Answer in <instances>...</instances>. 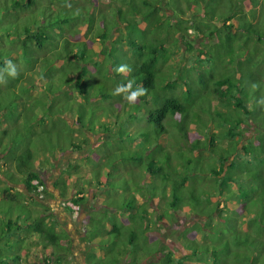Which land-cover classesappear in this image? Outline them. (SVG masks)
Wrapping results in <instances>:
<instances>
[{"label": "trees", "instance_id": "16d2710c", "mask_svg": "<svg viewBox=\"0 0 264 264\" xmlns=\"http://www.w3.org/2000/svg\"><path fill=\"white\" fill-rule=\"evenodd\" d=\"M98 1L100 0H0L2 12L0 19L5 18V13H8L9 10L16 11L15 14L21 16L20 22L24 19L28 20L29 26H17L11 29V32L14 33L7 35L15 36L12 38L16 39V44L21 45L20 49L24 55L29 51L44 53L42 58L31 56L32 63L29 67L31 70L37 69L36 73L40 77L48 78L47 80L50 82L47 83L55 80L56 85L58 84L57 89L63 85H70L73 86L76 95L85 102H88L90 98H95L101 103L103 100L108 102L112 100L109 91L111 86L117 87L121 84L131 83L133 90L138 87L146 89L144 95L139 96L132 104L124 99V94L116 95L117 102L110 104V116L114 119L113 127L110 130V139H112L111 134L113 133L120 138L121 142H131L132 145H135V149H138L142 142H139L138 137L134 135L128 138L124 136V128L119 125L121 120L115 118L117 110L130 111L128 115H125L128 124L138 125L142 122L156 136L169 133L173 127L178 131L177 137L172 139L175 143L173 154H171L172 158H169L168 155L169 157L166 159L168 161L156 169L153 167L154 162L151 161L146 169L141 170L146 177L145 181H149L145 185L150 187V190L145 192V188H137L134 191L135 196L132 195L131 200L127 202L125 196L122 197L121 204L117 202L119 206L116 209V214L120 212L126 224L122 222V218L121 220L110 219V236H118L117 241L124 240L125 243L127 242L126 244L136 248L137 251L134 253L133 259L129 258L130 262L133 261L128 264H138V262L141 264L142 259L146 258L151 261L150 258L157 254H160L158 262H149L148 264H264V128H262L264 124L256 125L254 129L252 128L253 125H250L252 123L251 116L258 120L261 117L258 114L263 112L258 111V113L252 114L251 109L247 106L250 100L246 96L248 83L253 80L256 81L258 74L247 73L248 63L241 62L238 63L236 69L231 68L234 71L232 74L223 76L214 73L215 75H213V67L210 63L213 57L205 56L207 53L204 51L208 43L214 39V43L217 44L221 38L227 41L232 40V37L239 36L241 31L247 35L248 28L253 27L249 21L256 22V18H248V14L259 10L258 19L262 18L260 17L262 12L260 4H263L264 0H109L112 9L110 8L111 5L106 6L105 9L110 8V13L112 12L116 19L110 25L112 24L116 31L125 35L126 44L137 54L136 58L132 62L130 61L126 70L122 72L116 71L121 65H115L120 61L117 57H122L116 56V49L119 45V41L115 39L117 35L114 32L111 35L110 32V44L106 43L107 33L105 29L108 24L106 19L108 13L98 8ZM23 10L25 12H22ZM69 13L75 14L77 22L74 21L73 28L68 29V33L61 36L58 41L50 31L60 30L61 33H64L65 28L63 26L69 24L70 18H72L69 17ZM59 14H62V17H58ZM16 19L18 20V18ZM96 20L103 24L97 27L95 25ZM255 26L258 27L257 24ZM110 31L112 30L110 29ZM160 36L166 41L170 39L173 43L174 41L178 42L187 50L194 51L197 55L196 58L201 59L199 61L209 64L210 71L206 73L194 67L190 73L192 67H188L186 73L182 75L180 71L178 74L175 73L180 69L176 67L174 70L172 69L174 73H171V77L175 81L166 83L164 81L158 87L157 67L163 69L168 59H171V56H165L168 50H165L167 44L160 39ZM254 36L257 42L261 40V34L258 33ZM239 39L243 42L244 48L252 42L249 36ZM87 40H91L92 43L95 41L97 45L94 43L93 46L88 45ZM197 40L200 41L199 44H196ZM60 41L67 47L66 55L61 56L58 53L59 56H50L56 55ZM77 43L84 46L86 44L87 48H90L94 54L98 53L101 56H77L78 49H73V45ZM173 45L175 43L172 44V47ZM105 47L108 48V55L110 56H102L100 49ZM128 49V52L131 51L130 48ZM256 53L259 56L260 51L256 49ZM18 55V51H12L8 57H5L0 51V76H2L0 80L6 76L3 70L5 62L9 59L16 64L18 72L20 71V67L16 63L20 57ZM26 60L22 61L25 62ZM104 63L106 70L102 72L101 64ZM93 66L97 69L91 73L90 67ZM86 70H89L88 75L84 74ZM112 73L119 76L123 73V77L118 83L111 80L110 77V79L104 78L108 74L112 76ZM235 73L238 75H234ZM90 75L94 77H90ZM89 78H93L98 86L97 88L95 84L91 89L92 91L90 90L93 97L88 95L90 91L87 94L80 88L88 82ZM185 79L193 80L194 85L203 86L206 91H213L210 93L211 95L221 94L219 96L220 102H224L225 98L228 99L224 106H229L227 112L229 121L221 112L218 113V117L230 125L224 134L221 133V129L226 123L218 124L215 127L219 134L211 133L208 135V133L201 131L202 127L199 123L191 122L194 124V130L196 129L203 140L198 138L191 140L189 138L190 132L194 131L192 128L189 131L187 129L188 123L192 119L190 117L192 109L197 101L196 92L201 94L202 101L197 105L201 111L212 108L209 99L216 95L209 98L203 96L202 98L203 89L192 91L190 88L187 91L183 90L180 95H176L174 92L171 96L161 93L166 89L172 91L177 83L188 85L189 83ZM22 80L24 78L21 73L12 78L14 83H19ZM259 80L264 85V78ZM47 87L48 93H51L47 95L49 96L48 99L52 100L53 104L46 105L48 107L45 106V109L53 114L55 98L52 96V86L47 84ZM232 87L235 88L234 93L231 91ZM102 90L109 91V94L107 93L108 98H105L106 93H101ZM206 93L208 91L204 94ZM257 95L259 96V93ZM260 98L264 101V95H261ZM158 102H161L160 107L156 106ZM152 103H154L153 108L146 107L151 106ZM81 104L78 103V106L80 107ZM225 107L222 105V110H225ZM58 110L59 113H62L66 108ZM168 117L170 118L168 119ZM83 118L84 114L79 113L76 119L77 124L82 125ZM256 128L261 129V133H256L254 131ZM100 129L101 127L98 128V131ZM108 129L110 127L106 130ZM251 129H253L252 134ZM247 132L250 133L249 137L243 139ZM105 138L107 139L108 136L105 135ZM222 141L225 142V145L220 144ZM74 146L77 148L79 144ZM63 150L64 148L58 153L66 152V149ZM119 150V145L117 149H112L114 153L110 154V157L115 158L116 164H110L107 177L115 175V177L119 176L128 180V177L125 176L126 173H123V168L126 167L124 165L125 157L123 158L122 151ZM101 153L99 154L101 155ZM119 159L121 163L123 162L121 165L123 168L119 165ZM31 160L30 149L16 157V165L14 166L23 175L21 182L29 194H33L35 197L38 195L48 197L49 194L44 188L42 178L35 170V162L34 168L31 169ZM134 162L141 169L142 159H134ZM250 164L256 167L253 171H249L248 166ZM29 165H31L30 168H28ZM98 172L101 173L102 171ZM129 173L130 171L128 176L131 178ZM5 179L10 180L7 177ZM33 181H37L39 185L43 186L41 192L37 191ZM204 181H207L208 186ZM113 184L105 185V187L110 188V199L128 193L127 188L122 186L123 183ZM252 184H256L257 189L260 190L259 193L261 192L263 195L257 205L253 202L254 198L249 190ZM10 190H7L6 187L3 188L6 197L4 201L14 200V195L9 194ZM158 191L160 194L156 193ZM72 200L73 204L77 205L82 198H74L73 196ZM155 208L159 210L162 208V210L156 212ZM42 210L48 212L45 207H42ZM42 210L37 209V215ZM164 210L168 211L169 216L174 215L173 212L175 214L183 212V214L191 215L197 219L194 223L183 228V231L178 235L182 249L186 252L180 258L175 256L169 245L157 237L151 238L148 234L153 230L156 222L171 223L166 219ZM46 218H48L47 215L35 219L31 226V230L41 237V239L38 238L37 243L42 245L43 249L45 245L53 244L55 240L59 239L58 235L49 231L48 220L50 219ZM8 225L11 226L10 222H7V228ZM50 225L54 227L52 222ZM17 228L21 230L22 227L20 224L18 226L17 223ZM22 230L25 231V228ZM191 232H195L197 236L189 238L188 234ZM7 235L10 238L13 231L7 229ZM9 238L6 239L3 236L0 238L7 240L3 241L2 248H8ZM40 241L41 243H39ZM147 244H156L157 246L143 248ZM139 251H141V258L137 259L136 255ZM5 258L7 256L0 251V264H5ZM18 259L19 256L16 255L15 260L18 261Z\"/></svg>", "mask_w": 264, "mask_h": 264}, {"label": "rangeland", "instance_id": "374dc122", "mask_svg": "<svg viewBox=\"0 0 264 264\" xmlns=\"http://www.w3.org/2000/svg\"><path fill=\"white\" fill-rule=\"evenodd\" d=\"M262 3V2H261ZM1 4V2H0ZM109 0H100L98 1V8L101 10L107 11L106 18L107 19V27L105 29L106 35V43L110 44V32L111 35L114 34L117 35L115 39L119 41L118 49H116V56H122L117 57L120 61L119 63H116L115 65H129L130 61L132 62L133 59H135L136 55L131 49V47L126 44V37L123 33L120 31H116L114 26L110 23L115 22V17L113 13H110V8L112 9V5ZM110 6V8L105 7ZM260 9L262 12L260 14L259 18V10L253 11L249 13L248 18L255 19L256 22L253 23V21H249L251 24H253L251 28H248L247 35L249 36L250 41H252L250 44H248V47H243V42L240 41V37L243 39L248 37L246 34H243L244 32H240L239 36L232 37L233 39L230 41H227L226 39H222L218 43L215 44L214 40L208 43L206 49L204 50L205 56H212L213 59L210 61L211 67H213L212 74H218L226 76L228 74H232L234 71L231 70V68L236 69V66L238 63L245 62L248 63V72L247 73H257L258 79H255L256 81H252L248 83V87H246V96L250 100V102L247 104L248 108L251 109L252 114L258 113V111H262L263 113H259L261 117L256 120L251 116L252 123L250 125H253L252 128L254 129L256 125H262L264 124V101L261 100V95H264V85L262 82H259L262 77L264 78V1L263 4H260ZM1 8V7H0ZM22 12H25L23 10ZM16 11H9L8 13H5V18L0 19V51L4 54L5 57L9 56V53L12 51H18L19 52V60L18 65L20 67V71L18 74H23L24 80L20 81L19 83H14L12 81V78L7 77V75L0 80V238L3 236V238L8 239L9 236L7 235V229H9L11 232H16L17 237L14 239L12 237L8 240V248L4 249L3 241H7L6 239H0V251L4 255L7 256V258L4 259L5 264H44L42 260L37 257V253L31 248L29 253V256H31L30 260H21V262H18L15 260V256H21V250L23 248L26 249L28 241L26 237H29L34 239V243H37V238L41 239V237L36 234L33 230H31V226L33 225V222L36 219L37 215V208L34 207L33 201L39 199H45V196H34V195H28L26 190L24 189V186L20 183L16 187H12L13 185L5 179H10L13 184H17V182H21V178H23V175L16 169L14 165H16V157L23 154L26 150L31 151L32 154V160L31 165L28 166V168L31 167V169L34 168V162H35V170L39 171L40 176L43 177V179L46 177L48 180L51 179V176L54 174L56 175L57 170L54 169V171L51 170V166H55V164L63 165V164H74L77 162V160L81 159L76 157V154L83 153L89 150L91 152L90 156H87L85 158L84 163L80 161V166H82V169L86 167L88 170H92L93 172L98 171H105L106 175L107 172L110 171V164H116L115 158L110 157V154L114 153L112 149L115 150V148H118V145L120 146L121 153L123 154V158L125 157V163L124 165L126 167H122L123 165L120 162L119 159V165L123 168L124 172L126 173V177H128V180H124L123 178L111 176L108 178V186L114 185L113 183L121 182L123 183L122 186L127 188L128 193L125 195H121L119 197H113L108 198L105 200V204L109 202V205L111 203L112 208L117 209L119 204L122 203L123 198L126 196V201L128 202L135 196V190L137 188H145V192L150 190V187H147L145 185L146 177L142 173L141 170H144L147 168V165L153 161L154 162V169L158 168L168 160H166L169 156V158H172L171 154H173V148L175 147V143L172 141V139H175L178 135V131H176V128H172L169 130V133H165L162 136H156L155 133L151 129H147L148 126L144 125L142 122L137 124H128L126 121L127 118H125V115H128L129 112H125V110H117L115 118L117 120H121L119 122V125H122L124 136H136L139 139V142L141 144L138 146V149H135V145H132L131 142H121L120 138L118 136H115L112 132L110 139V130L113 127L114 119L110 116V104L111 102H117L116 101V95H113V90L116 88V86H111L109 88L110 95L112 100L108 102L107 100H103V102L97 101L95 98H90L88 102H85L82 98H79L76 95V91L73 90V86L63 85L60 88L57 89L58 84L56 85L55 80L51 83L50 80H47L48 78H45L43 76L40 77L38 73H36L37 69L31 70L30 65L32 61L30 60L31 56H43L44 53L42 52H36V51H29L26 55H24L21 51V45L16 44V39L14 35H7L8 33H14L11 32V29H14L15 27H22L23 25L29 26V22L27 19H24L22 22L19 20L21 18L20 15L15 14ZM70 18V22L67 25H64L65 32L61 33L59 31H50L51 34H53V37L56 40H60L61 36L66 35L68 33V29L73 28V22H77L75 19L74 13L68 14ZM2 17V12L0 9V18ZM58 17H62V14H59ZM18 18V20L16 19ZM258 19V20H257ZM103 23L96 20L95 25L97 27H100ZM255 24L258 25L255 26ZM57 29V28H56ZM110 29L112 31H110ZM246 30V29H245ZM100 32H102L99 29ZM223 31V30H222ZM256 32V34H254ZM261 34V40L256 41V38L254 35ZM9 36V37H7ZM14 37V38H12ZM160 39L164 41L166 45L165 50H167V54L165 56H171V59H168V61L165 63V67L161 69L158 68V81L157 86L163 84V82H173L175 81L172 79V75L174 73V68L178 67L180 68L178 72H175L176 74L181 72V74H185L188 67H192L190 69V73L193 71L194 67L197 69H200L203 72L210 71V67L208 63H205L201 60L199 57L196 58V53L194 51L187 50L184 46L181 44H178V42H175V45L170 39L167 41L164 40V38ZM239 37V38H238ZM71 38V37H70ZM68 38V39H70ZM72 40V39H70ZM124 43H123V42ZM95 45V41L93 42ZM93 43L91 40H87V44L93 46ZM200 41L197 40L196 44H199ZM50 45V42H49ZM59 48L57 50L56 55H50V56H59L58 53L61 54V56H65L67 52V47L60 41L59 42ZM107 46V45H105ZM128 48H130L131 51L128 52ZM172 48V49H171ZM73 49H78V55L77 56H101L100 54L96 53L94 54L93 51L89 48H87L86 44L85 46L79 45V43L73 45ZM257 51H260L259 56L256 53ZM84 50V51H83ZM102 51V56H110L108 55V48L105 47L103 49H100ZM176 50V51H175ZM175 51V52H174ZM85 52V54H84ZM25 56V57H24ZM238 56V57H237ZM24 59H27L25 62L22 61ZM110 60V59H109ZM125 63V64H124ZM205 63V65H203ZM258 64V66H257ZM106 64H101L102 72H104ZM87 69V67H86ZM97 69L90 67L91 73ZM173 69V70H172ZM88 71H85V75H88ZM237 71V70H236ZM245 71V70H243ZM210 73V72H208ZM215 73V74H214ZM97 74V73H95ZM175 74V75H176ZM234 75H238V73H235ZM90 77H94L93 75H90ZM115 80V82H119L121 78L123 77V73L119 75L112 73V76L108 74L106 77L107 79ZM115 78V79H114ZM162 80H161V79ZM188 85L177 83L176 86L173 88L172 91L165 90L163 93L164 95L171 96L172 93H176V95L182 94V91H187L188 88H190L192 91L203 89L202 98L203 96L205 98H209L210 96L216 95L215 97H211L209 100L211 102L212 108L209 110L201 111L198 109L197 105L202 101L199 92H196V105L192 109V115L190 117L192 118L189 121L188 125V131L190 128L194 130V124H191V122H194L195 124L199 123L200 127H202L201 131L203 133H208L210 135L211 133H218L217 127L218 124L226 123L222 119L218 117V113H222L226 116L227 120L229 121V116L227 112L229 111V106L225 107L224 105L227 103L228 99H224V102L219 101V93L216 94H210L213 91L207 90L205 87L200 85H194L193 80H187L185 79ZM235 83H237L235 81ZM47 84L52 86V96L55 98V104H54V111L53 114H51L48 110L45 109L46 105H51L52 100L48 99L49 96H47L48 93ZM96 82L93 81V78H89L88 82H86L83 86H80L81 89L88 92L93 89ZM96 87L98 88L97 84ZM15 88V89H14ZM205 88V89H204ZM92 91V90H91ZM91 91L88 95L93 97L91 94ZM108 91V92H109ZM231 91L234 93L235 88L232 87ZM107 91L102 90L101 93H106L105 98H108ZM259 93V96L257 95ZM109 94V93H108ZM162 94V95H163ZM210 94V95H209ZM95 96V93H94ZM54 100V99H53ZM97 102V103H96ZM78 103H82L80 107L78 106ZM223 103V104H222ZM102 104V105H97ZM154 103L151 104V106H146L147 108H153ZM222 105L225 107V110H222ZM156 106L160 107L161 102H158ZM48 106H46L47 108ZM58 109L66 108L64 112L59 113L60 111ZM134 108V107H132ZM136 109V108H135ZM156 109V108H155ZM134 111V109H132ZM79 113L84 114V121L82 125L77 124V116ZM140 115V114H139ZM170 117H168L169 119ZM112 120V121H111ZM198 120V121H197ZM128 125H127V124ZM168 124V123H167ZM227 124V125H226ZM225 126L221 129V133L224 134L227 128H230V125L226 123ZM92 125V126H91ZM214 126V127H213ZM228 126V127H227ZM101 127V129L98 131V128ZM106 130L107 128H109ZM168 127V126H167ZM105 128V129H104ZM127 130H126V129ZM262 128L263 125H262ZM253 129L250 130L251 134L253 133ZM256 133H261V129L256 128L254 130ZM210 132V133H209ZM99 133H102L104 136H108L106 139L105 137L101 136L99 138ZM129 135H128V134ZM87 134H90L91 136L94 135L95 140L93 142L96 143L95 148H91L89 145V140H87ZM219 134V133H218ZM249 132L245 133L243 136V139L246 137H249ZM189 138L191 140L193 139H202L203 137L196 131V129L193 132H190ZM86 140V141H85ZM221 141V139H220ZM176 142V141H175ZM220 143V142H219ZM79 144L77 148H75L74 145ZM220 144L225 145V142H221ZM94 145V143H93ZM62 148H64L63 151H69V152H62L61 154L58 153ZM219 148V147H218ZM140 149V150H139ZM142 149V150H141ZM118 151V152H119ZM102 152V153H101ZM65 153V154H63ZM101 153V155L99 154ZM219 153V152H218ZM104 154V155H103ZM59 155V156H58ZM169 155V156H168ZM58 156V157H57ZM95 157H98L95 159ZM112 158V159H111ZM142 159V167L141 169L137 167V163L134 162V159ZM59 161H58V160ZM122 161V160H121ZM139 162V161H138ZM136 165H135V164ZM177 165V163H174ZM103 166V168H102ZM42 167H46L44 171L39 170ZM64 167L65 170L70 171V166ZM166 167V166H165ZM115 168V166H114ZM249 171H253L256 167L253 164H250L248 166ZM121 169V168H119ZM192 169V168H191ZM61 170V171H62ZM130 171V176H128V172ZM206 171V170H205ZM207 172V171H206ZM208 173V172H207ZM64 177L59 179V183L64 185L65 179H69V175H66L67 173H64ZM110 174V172H109ZM114 174H116L114 172ZM120 174V172H119ZM60 174H57L54 176V179H57ZM136 175H138L136 177ZM208 176V174H205ZM5 176V177H4ZM68 176V177H66ZM76 176H78L76 178ZM92 176L94 181H96V177L98 176L97 173H94ZM155 176V175H154ZM66 177V178H65ZM73 175H71V178ZM74 182L80 181L81 177L80 174L74 175ZM148 180V179H147ZM73 181V180H71ZM206 186H208L207 181H204ZM144 184V185H142ZM200 185V183H199ZM6 187L7 190L11 189L9 191V194L14 195V200H5V192L3 191V188ZM45 188V186H44ZM46 189V188H45ZM97 190L98 187H97ZM250 193L253 196L254 200L253 202L255 205H257V202L263 197L260 190L257 189L256 184H252L250 187ZM108 195H110V189L107 191ZM157 194H160L159 191L156 192ZM137 194V193H136ZM138 195V194H137ZM142 197V195H141ZM105 198V197H103ZM140 198V195H139ZM32 199V200H30ZM108 200V201H107ZM36 202V201H35ZM118 202V203H117ZM70 202L66 203V207L69 208L68 204ZM123 205V204H122ZM154 206V205H153ZM162 208L159 210L158 208H155V211H161ZM80 211V208H79ZM166 212V219L171 221V223H167L166 221H163L161 223L156 222L154 223V228L152 231H150L148 234L151 236V238H159L163 243H166L171 247V249L174 251L175 256L180 258L182 257L186 252L183 251L182 246L180 244V239H178V235L181 231H183V228H185L187 225H190L197 221L196 218L192 217L191 215H185L182 213L170 215L168 214L167 210H164ZM173 217V218H172ZM122 215H119V213L110 214V219L115 220H121ZM124 219V218H123ZM85 221V230H92L91 226L87 224L88 221ZM126 222L125 220H123ZM7 222H10L11 226L8 225V228L6 227ZM106 223L105 221H102L101 223ZM17 223L20 224L22 227L21 230H18ZM51 221H49V231L51 233L55 232V228L52 227ZM110 220L107 222L105 227L100 228L97 230L96 234L98 237H104L105 246H102V251L106 253L105 256H107V259H105L104 264H128L131 263L130 259H133L134 253L137 251L136 248L132 245H128L124 242V240H118V236L109 234L110 231ZM25 228V232H22V229ZM124 234V233H123ZM7 235V237H5ZM11 236V235H10ZM197 234L195 232H191L188 234L189 238L196 237ZM66 236H59L60 239L65 238ZM199 239V237H198ZM151 241V240H150ZM143 245V243H142ZM151 246L156 247V244L152 245H144L143 248ZM25 252V251H24ZM56 252V250H55ZM141 251L136 255L137 259L141 258ZM144 252V251H143ZM158 258H160V254H157L155 256H152L150 259L151 261H148L146 259H142L141 264H148L149 262H158ZM3 261V259H1ZM3 261V262H4ZM129 261V262H128ZM140 262H138L139 264Z\"/></svg>", "mask_w": 264, "mask_h": 264}, {"label": "crops", "instance_id": "0c3cea01", "mask_svg": "<svg viewBox=\"0 0 264 264\" xmlns=\"http://www.w3.org/2000/svg\"><path fill=\"white\" fill-rule=\"evenodd\" d=\"M101 136L105 137L102 134L99 135V138ZM87 140H89L91 148L97 147L96 143L93 142V140H95L94 135L91 136L90 134H87ZM59 153L61 154L62 152ZM90 155L91 152H89V150L86 152L83 151V153L76 154V157L81 159L77 160L73 165L70 163H65L63 165L56 163L55 166H51L52 171H54V169L57 170L56 175L60 174L57 179H54V176H56L54 174L51 176L50 180H48L47 177L46 179H43V177L40 176L39 171L36 170L40 178H42L47 193L49 194L45 199H37L35 200L36 202L33 201L34 207H39V211L42 210V207H45V209L48 210V212L42 210V212L36 216V219L47 215L54 225V233L58 236L65 235L66 237L55 240L53 244L49 243L45 245L44 249L42 245L34 243L33 238L30 240L29 237H26L28 244L26 249L23 248L21 250V256H19L18 262H21V260L23 261L24 259L30 260L31 256H29V253H31L30 249L32 248L35 253H37V257H39L44 264H104L107 256H105L106 253L102 251V245L105 244V241L104 237H98L96 232L98 229L105 227L110 220V214L116 213V209L112 208L111 205H109V202L105 204V200L110 198V195L107 193L110 188L105 187L108 182V177L105 171H102L101 173L93 172L86 167L82 169V166H80V161L84 163L85 158ZM96 158L98 157H95V159ZM68 166H70V171L65 170L66 172H64L62 169H64V167L69 169ZM45 168L46 167H42L39 170L44 171ZM76 171L77 175L80 174L81 180L74 182L75 179L73 178ZM64 173L69 175V177L66 176L69 179L65 177L64 185H62L59 183V179L64 177ZM94 173L98 174L96 181H94L95 179H93L92 176L90 177V175H93ZM71 175H73L72 178ZM77 177L78 176H76V178ZM9 182L13 185L12 187H16L19 185L18 183L24 186L22 182H17V184H13L11 181H8V183ZM97 187L99 190H97ZM24 189L26 190L25 186ZM63 190H65L64 194ZM27 194L31 196L33 195L28 192ZM73 196L74 198H82V200L76 205L80 208V211L77 214H74L71 208H68L65 205L68 202L73 204ZM118 213L119 215H122L120 212ZM84 220L88 221L87 224L93 225L91 226L92 230H85ZM123 220L125 219L122 218V222L126 224ZM102 221H105L106 223H101ZM22 232L24 233L25 231L22 230ZM12 237L15 239L17 233L13 232V235L9 239ZM39 243H41V241Z\"/></svg>", "mask_w": 264, "mask_h": 264}, {"label": "clouds", "instance_id": "9594fccd", "mask_svg": "<svg viewBox=\"0 0 264 264\" xmlns=\"http://www.w3.org/2000/svg\"><path fill=\"white\" fill-rule=\"evenodd\" d=\"M126 67L127 66H125V65H121L116 69V71H118V72L125 71ZM3 71H4V73H6L7 77H9V78H15L18 75L17 66L11 59H9L5 62V66H4ZM0 78H2V76H0ZM145 91H146V89L143 87H138V88L133 90L131 83H129L126 85L125 84L118 85L113 90V95L124 94V99H126L128 103L132 104V103H135V101L137 100V98L139 96L144 95Z\"/></svg>", "mask_w": 264, "mask_h": 264}, {"label": "built area", "instance_id": "2783aa9c", "mask_svg": "<svg viewBox=\"0 0 264 264\" xmlns=\"http://www.w3.org/2000/svg\"><path fill=\"white\" fill-rule=\"evenodd\" d=\"M33 185L36 186L38 192H41L43 190V186L42 185H39L37 181H33ZM68 206L71 208V210H72V212L74 214H77L78 213L79 206H76V205H74L72 203H69Z\"/></svg>", "mask_w": 264, "mask_h": 264}]
</instances>
